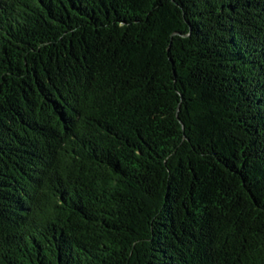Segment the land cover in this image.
Returning a JSON list of instances; mask_svg holds the SVG:
<instances>
[{"label":"trees","instance_id":"trees-1","mask_svg":"<svg viewBox=\"0 0 264 264\" xmlns=\"http://www.w3.org/2000/svg\"><path fill=\"white\" fill-rule=\"evenodd\" d=\"M0 264H264V0H0Z\"/></svg>","mask_w":264,"mask_h":264}]
</instances>
